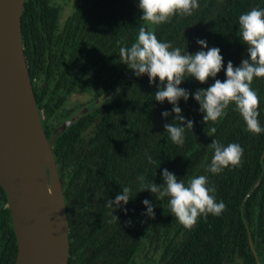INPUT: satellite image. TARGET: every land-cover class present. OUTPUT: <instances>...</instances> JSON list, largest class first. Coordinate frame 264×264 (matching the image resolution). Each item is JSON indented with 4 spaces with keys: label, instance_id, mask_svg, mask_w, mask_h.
I'll return each mask as SVG.
<instances>
[{
    "label": "trees",
    "instance_id": "16d2710c",
    "mask_svg": "<svg viewBox=\"0 0 264 264\" xmlns=\"http://www.w3.org/2000/svg\"><path fill=\"white\" fill-rule=\"evenodd\" d=\"M63 1L71 9L64 19L60 0H25L21 15L23 53L47 138L131 71L120 62L119 50L136 41L141 27L189 53L201 50L196 41L204 39L221 50L225 66L231 61L236 67L247 58L238 18L264 8V0H198L192 15L153 26L140 19L138 0ZM216 79H225L223 70ZM213 83L212 78L205 84L188 78L179 85L190 95L177 106L185 121H193L192 129L185 127L182 146L164 129L166 123L183 126L174 119L173 106L157 102L156 84L134 73L56 135L52 151L67 211V264H264V133L248 132L234 105L218 121L204 123L191 93ZM251 87L264 127V78H254ZM74 94L87 98L68 104ZM164 111L170 115L162 117ZM212 140L238 143L244 150L241 165L208 172ZM163 169L186 186L205 175L226 209L185 229L170 213L167 197L157 200L150 190L139 191L140 176L146 184H161ZM124 187L132 189L133 198L122 208L107 207ZM145 199L154 204V218L145 215ZM16 252L0 186V264H14Z\"/></svg>",
    "mask_w": 264,
    "mask_h": 264
},
{
    "label": "clouds",
    "instance_id": "9594fccd",
    "mask_svg": "<svg viewBox=\"0 0 264 264\" xmlns=\"http://www.w3.org/2000/svg\"><path fill=\"white\" fill-rule=\"evenodd\" d=\"M141 20L158 26L169 22L176 15L190 16L199 8L198 0H138ZM240 40L247 46V58L239 66L234 67L231 61L224 65V58L218 47H208L206 40L198 39L196 43L201 50L189 53L179 47H172L168 42L157 39L154 31L141 27L136 41L130 47L119 50L120 62L133 70L135 76L147 75L149 84H156L154 99L163 103L165 100L173 107L174 119L181 121L183 126L166 123L171 141L182 146L185 142V127L192 129L193 121L187 120L182 109L177 106L182 98L189 99V91L179 85L186 79L193 78L201 84L207 83L209 78L214 83L207 88H199L191 95L199 104V111L203 113V122H216L226 115L230 105H234L243 119L246 130L253 135L264 133V127L259 122V97L251 85L254 78H264V8H252L238 18ZM204 49H207L206 51ZM224 71L225 79H216L217 74ZM158 81V82H157ZM162 117L170 115L168 111L161 113ZM213 127L211 133H215ZM213 150L207 171L220 174L229 167H239L242 163L243 148L238 143L227 146L218 140H212L208 145ZM151 161V157H149ZM163 183H144L145 177L140 176L139 191L150 190L157 200L168 198V207L172 216L188 230H191L200 217L209 214L219 216L226 209L221 201L217 202L213 193L215 187L210 186L205 175L192 178L187 186L177 176L163 169L161 173ZM132 189L122 188L114 200H107V207L115 210L122 208L132 199ZM145 215L154 218V204L145 199ZM126 211V209H125ZM118 221V217L113 215Z\"/></svg>",
    "mask_w": 264,
    "mask_h": 264
},
{
    "label": "water",
    "instance_id": "95a60500",
    "mask_svg": "<svg viewBox=\"0 0 264 264\" xmlns=\"http://www.w3.org/2000/svg\"><path fill=\"white\" fill-rule=\"evenodd\" d=\"M24 1L0 0V186L17 243L14 264H67V211L53 140L110 95L133 70L55 127L47 138L23 53Z\"/></svg>",
    "mask_w": 264,
    "mask_h": 264
},
{
    "label": "rangeland",
    "instance_id": "374dc122",
    "mask_svg": "<svg viewBox=\"0 0 264 264\" xmlns=\"http://www.w3.org/2000/svg\"><path fill=\"white\" fill-rule=\"evenodd\" d=\"M60 3L63 6V10H62V19H64L70 12V4H67L66 2H64L63 0H60ZM87 96L86 94H74L71 95L69 100H68V104H75L78 103L80 101H83L84 99H86Z\"/></svg>",
    "mask_w": 264,
    "mask_h": 264
}]
</instances>
